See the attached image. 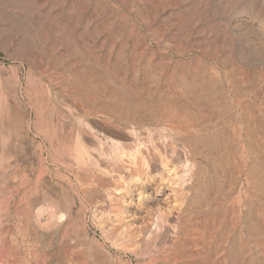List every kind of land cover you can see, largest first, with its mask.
<instances>
[{
  "label": "rangeland",
  "instance_id": "1",
  "mask_svg": "<svg viewBox=\"0 0 264 264\" xmlns=\"http://www.w3.org/2000/svg\"><path fill=\"white\" fill-rule=\"evenodd\" d=\"M22 1L23 3L21 4ZM54 1H56L57 3ZM58 1L0 0V30H2L0 31V41H2L0 42V85L3 86L4 84L3 87L0 86V105L3 106V103L9 101V106L11 104V108H13L12 103L14 100H10L11 98H13V96H11L12 93L9 89L10 85H8V88H5L6 83H1V81L3 80L2 77L7 76L6 74H3V72H5V69H7L6 73L8 74L5 79H8L9 81L14 80V72H18L21 75L23 85L21 84L19 86L18 94L20 95V97L25 90V85L23 82L24 77L25 75H27L26 73L28 71L27 63L22 61L25 57V54L31 55L32 53H34L35 59L33 60L35 62V67H33L34 69H30L31 72L36 74L37 77L39 76L38 72L39 70H41V68L43 70H48V67L51 66V64L49 63H51L52 61L50 59L54 58V53L59 54V52L63 53L64 51H66L63 53V63L59 62V65L62 64L61 66L64 67V65H67L69 62L71 63L75 58H77L78 55H82L79 54L81 53V51L79 50L81 46H78L82 44L90 48H93L95 45L97 49L95 47L93 49L95 50L96 54H100L102 50V53H105V49L108 48L106 49V55H110V57H112L113 54H116L115 51L117 50H119L123 54L132 52L131 54L135 53L134 55L139 56L141 50H147L144 54L146 55V57L148 56L153 58V63L156 64L155 67L153 66V64L149 65L151 68L149 66L147 67V73L151 74L152 72V74L154 75L157 71H160L156 67L164 68V70L169 72L171 75L178 76L180 81L179 79L175 82H170V80H168V82L167 80L163 82L159 81L164 86L163 87L160 86L159 83H154L152 81V77L150 76L151 79L149 78V80L147 81L152 82H149V84L147 82L146 85L149 88V93L152 96L151 98H154L155 96L157 99L154 98L155 102L149 101L147 103L143 101L142 104L138 101H132V106H134L135 109H138L136 110V114H138L142 118L147 117L148 115L150 116L153 112V109L158 108V105L159 107L164 106V108H167L169 107L168 105H170L171 107H176L179 111H181L183 118L185 119L184 123L186 122V128L188 127V130H190L191 132L193 131V138L195 139L194 142H197L194 143L193 146L196 152L194 156L195 158L193 159V164L195 165L194 168H200L202 170L203 167L204 169L202 171L205 172L203 173L204 177L202 176L201 180V182L203 183L202 185L204 186L203 191H201V193L203 194L201 197L202 199L200 205L202 206H200L201 208L199 207V210H197L200 213L198 214L200 216L203 215V217L205 214H207V211L210 216L212 214L213 220H211L216 226L215 228H217L216 230L219 231V233L223 231V235L222 232L220 233L223 238L224 236L233 234V232L236 233V242L234 243V246L231 250L232 252H236L239 248L237 251L238 255H236L237 253L231 252V257H228L226 264H264V221H261V219L264 220V218H262L264 217V128H262L264 126V108L261 110L259 107L261 101L263 102L261 103L264 107V66H262L264 64H261L259 61V47L261 45L260 40H264V0H206V2L205 0ZM229 1L232 4L230 8L224 10L225 12L222 11L223 8H226L225 6L230 3ZM53 2L54 5L51 4ZM194 2H197L196 6ZM212 2L214 4L216 3L219 8L221 7L222 12L215 11V7L210 8L211 4H213ZM12 3H16V6ZM24 3L26 4V6L24 8H20L21 6L19 5L24 6ZM168 3H172L171 8L170 4ZM208 3L209 5H207ZM204 4L206 6H204ZM214 4L213 6H215ZM168 5L169 7H167ZM190 5H193L194 7L190 10H186V8H189ZM14 6L17 10L14 9ZM197 6L198 13L196 10ZM26 7H28V10H26ZM204 9L207 10L204 11ZM199 10H201V12ZM188 11L190 14L188 13ZM12 12L15 15H13ZM1 13L2 15L4 14L3 16L5 18L1 17ZM40 30L42 31V33ZM43 30L45 31V33L43 32ZM39 35L44 36L41 37ZM154 35H161L160 37H164L162 38L163 42L160 45H155L151 42V39ZM22 36L24 37V39L22 38ZM39 38L41 41L39 40ZM36 40L39 42L36 43ZM44 40L46 41L48 46L46 44V46L44 45ZM51 40L52 42H50ZM62 40H65V43H62ZM68 40H75L77 45L75 44V42L71 45ZM78 40H83V42L81 43V41ZM165 40L168 41L166 42ZM32 41H35V44ZM42 42L44 43L42 44ZM19 43L21 44L19 45ZM22 43H26L27 47ZM29 43L31 44V46ZM67 43L68 45H66ZM88 43L92 46L87 45ZM33 44L36 45L35 48L32 47ZM38 44L41 47H39ZM57 44L58 46H56ZM62 44L63 48L60 47ZM104 44L108 45V47H105ZM142 44H144L143 46L145 47H143ZM18 45L20 46V48H17L19 47ZM50 45L54 48L53 53L49 51L51 50V47H49ZM74 45L78 46L79 48H76ZM100 45L105 49H103V47L101 48ZM28 46L30 49L28 48ZM67 46L68 48L74 46L77 50V54H73V56L75 55L74 57L71 56L69 52H67ZM25 47L28 51L31 49L32 51L28 52L24 50ZM42 48L46 52L42 50ZM3 49L5 52H3ZM18 49L20 50L18 51ZM149 49L152 51H150L152 54L149 53ZM78 50L80 51L79 53ZM203 50L205 54L202 53ZM42 51L45 53L43 54ZM49 52L51 53L49 54ZM35 53L39 54V56L44 57H37L38 55L36 56ZM46 54H48L50 58H47L48 56ZM65 54L71 57L64 56ZM50 55L52 56V58ZM170 55L172 56V60L167 59V57H169ZM10 56H12L13 58L15 57L14 61ZM18 56L19 58L21 56L22 60H20ZM165 56H167L166 60ZM30 57L33 58V55H31ZM65 57L67 59H65ZM38 58H42L40 60L41 63L40 61H37ZM70 58H72L73 60L71 59L70 61ZM88 58L89 57L87 56L86 61H90V58ZM44 60H48V63ZM157 60L160 61L158 62ZM64 62H66L67 64ZM91 62L92 60L90 61L89 65L91 64ZM44 66L46 67V69H44ZM36 69L38 71H36ZM69 78L70 76H68V79ZM172 83L173 85H171ZM155 84L157 85V87H154L156 86ZM2 88L5 90H3ZM44 88V98H47L50 93H53V91L50 87L48 88L47 85H45ZM46 89L49 93L47 96ZM62 89L65 88L62 87ZM1 91H4V93L8 91L10 94L7 92L8 94L5 93V97H3V95H1L3 94V92ZM7 95L11 96H9L10 99L7 97ZM80 95L82 94H79V97L82 98V96ZM158 95H160L161 97ZM1 96L5 98L6 101L1 98ZM157 101L160 103L158 104ZM78 102H75L78 105H81L77 108L78 110H81L82 108L96 109L100 108V106L102 105L101 103H99L100 101H92L91 99L89 102H92L93 106L89 104L88 101H86L88 103L84 101L85 104L83 101ZM95 102H98V104ZM119 102L121 103L119 104ZM119 102V105L117 103L116 104L119 107L124 108L123 106H121V104L123 105L125 101L123 100L124 103L122 102V100ZM58 103L59 102L55 104V108L60 105L59 109L58 107L57 109L62 110V107H64V105ZM153 103H155L156 106ZM52 105L53 104L51 103L47 104L48 108H45L46 117L48 115V112H50L48 109L51 110ZM105 106H107V109L112 108L111 103H109V106L108 104H106L103 107L105 108ZM118 106H116V108H118ZM124 106H126V104H124ZM47 110L48 112H46ZM18 111L21 112L19 109ZM261 111L263 113H261ZM21 113L24 115L23 112ZM26 114L24 115V120L26 119V123L29 127V130L27 129L28 131L26 132L27 137H13L11 142V145L13 144V146L12 148L10 146L9 151V153L12 154H10V156H7L9 155V153H6V157L4 155H2V157L0 156V158L2 159L4 156L3 163H0L3 165L2 167H0V171H3L2 173L0 172V179L2 178L0 180V264H140L137 263L134 257L135 255L133 256V254L129 251L123 250L124 252H122V249L116 248L115 246H113V244H110L111 242L103 237L100 230L95 226V220L99 216V212L96 211L94 209L95 207L92 206V204L88 201L90 197L93 196L97 191L96 184L92 185L93 187L89 186L87 188L89 189V194H87V196H82L80 194V191L83 189V185L81 184H83L85 175L84 173L79 172V167L75 166L74 168V165L72 166L68 164L70 166L69 167L67 164H61V162L56 163L53 160L51 161L52 156L50 155L52 154H49L50 152L47 154V152L49 151L47 147L48 143L43 139V133L38 130L43 127L40 129L41 131H43V129H47L49 131L51 129V127H49L51 126V123L48 122V125L43 122L40 123V121L37 120L32 112H26ZM98 118H100V120H103L104 117L100 115ZM186 118L191 123L188 122ZM34 120H37L38 122H35ZM86 120L92 122V119L88 117H86ZM44 126H46V128ZM205 126H207L209 129ZM69 127L70 126H68L67 128ZM64 129L65 130H63V128H60V131L63 132L60 133V135L64 134L67 137V135L69 134V130L67 129V134L66 128ZM36 131L38 132L36 133ZM50 131L52 132V129ZM64 131L66 132V134ZM64 135L63 137H65ZM186 137L187 136H185V138ZM90 142L87 143L89 144ZM186 149H188V147L185 148L184 151L189 154L188 150ZM46 154L48 155V157ZM39 155L40 158H43V160H41L42 158H39ZM15 157L17 158L15 159ZM40 161H42V163H39ZM38 163L42 169L44 168L45 172L40 169L43 173L39 174V172L41 171L39 170ZM259 165L262 168H259ZM76 167L78 169H76ZM5 168L6 170H3ZM233 170L236 172H234ZM4 172L5 175L3 174ZM86 172L85 174H87ZM36 175L39 177L35 178ZM261 175L263 176V178ZM87 176L89 175H86V178ZM34 183H38L35 186L36 188L33 187L35 185ZM208 188L210 189L208 190ZM93 189H95V191ZM236 189H238V191ZM37 192L38 195H41L42 192H47L50 196V199H45L46 202L44 201V206H42L41 204V210L43 211V214H41V216L38 218V221L36 220V216H34L36 215L34 212L35 209H33L36 206L34 204V198L38 196ZM230 196H232V198ZM234 200L236 202H234ZM230 201L234 205L231 206L230 204L232 203ZM248 201L252 202V204H250ZM53 202L54 205H52ZM218 202H220V204ZM209 203L211 204L209 205ZM152 204L153 206L162 205L159 200L155 199L150 203L151 206ZM182 204V206H184V203ZM247 204L249 205V207ZM240 205L243 210H241ZM49 206H52L55 210L52 207L50 208ZM221 206L223 207V209H225L223 210ZM215 207L217 209H215ZM250 207L253 209H251ZM234 208L235 210H230ZM238 209L243 213L241 212V214ZM218 210L220 211L217 213L216 211ZM247 210L253 212L251 213L248 211L247 213ZM237 212L238 214H241V217L245 218L241 219V223L237 220V216L240 215H238ZM246 213L247 215H250L251 213V217L249 215L246 216ZM191 214L194 213L192 212ZM258 217L260 218V221H258ZM214 218H218V220L216 221V219ZM219 218H221L222 220H220ZM67 220L68 222H70L68 225L66 224ZM218 221L221 224L216 225L215 223H218ZM223 221H225V224ZM230 221H235L234 223L232 222V225L234 226L231 225ZM237 222L239 223V228L237 226ZM226 223L228 225V230L232 229L229 230L228 235L226 232H224L228 231L226 230ZM222 224L223 226L221 227ZM69 226V230L75 229L74 231H76L75 233L78 235H82L83 233H85L83 234L85 237H82L83 235H80L79 238L82 237V240L78 239L77 242H71L69 241V239H67V241L64 237V233H66V228ZM223 238L220 237V240L217 242L218 251H220V247L222 245L221 239ZM256 240L260 244H257ZM238 241H240L241 244L237 243ZM78 242L79 245L77 247ZM236 244H238L239 247ZM215 251L216 248L215 250L213 248L207 254L205 253L206 256L209 257V259H207V264H209L210 261V264H213L214 262V264H224L220 262V259H217V253ZM189 252L190 251H187V253ZM235 256L240 257L236 258ZM217 260H219V262ZM180 261L181 263L187 262L185 258ZM157 264H159V261H157ZM160 264H162V262Z\"/></svg>",
  "mask_w": 264,
  "mask_h": 264
},
{
  "label": "bare ground",
  "instance_id": "2",
  "mask_svg": "<svg viewBox=\"0 0 264 264\" xmlns=\"http://www.w3.org/2000/svg\"><path fill=\"white\" fill-rule=\"evenodd\" d=\"M54 2H56V1H54ZM54 2L51 4L54 5ZM200 2H203V1H200ZM205 2H206V0H205ZM22 3H23V1L21 2V4ZM196 3H195V6H196ZM15 4L16 3H14L13 5H15ZM168 4H170V3H168ZM171 4H170V8H171ZM213 4H211L210 8L215 7L214 10L220 11V12L227 10L232 5L230 2V3H228V5L225 6L226 8H223V10H222V8L221 7L219 8L216 5V3L214 4L215 6H213ZM207 5H209V3ZM19 6H21L20 8H22V7L24 8L26 6V4L24 6H22V5H19ZM198 6L196 8L197 13H198ZM204 6H206V5L204 4ZM7 7H8V5H7ZM167 7H169V5ZM193 7H194L193 5H190L189 8H186V10H190ZM26 8H27L26 10H28V7H26ZM14 9H16V7ZM205 10H207V9H204V11ZM199 11L201 12V10H199ZM202 12H203V10H202ZM8 13H10V12H8ZM188 13H189V11H188ZM12 14H13V12H12ZM3 15L1 13V17L5 18ZM13 15H15V14H13ZM6 19H8V18H6ZM6 19H2V20H6ZM164 21H166V20H164ZM146 22H147V20H146ZM208 25H210V24H208ZM3 30H5V29H3ZM147 30H148V28H147ZM159 30H160V28H159ZM0 31H2V30H0ZM28 31H29V29H28ZM155 31H158V30H155ZM43 32L45 33L44 30H43ZM41 33H42V31H41ZM175 35H177V34H175ZM23 36H24V34H23ZM23 36H22V38L24 39ZM39 36L42 37L44 35H39ZM160 36L154 35L153 38L151 39V42L154 43L155 45H160L163 42L162 38H164V37H160ZM170 37H171V35H170ZM37 40H36V43L39 42ZM39 40H40V38H39ZM71 41H73V40H71ZM71 41L68 40V42L71 43V45H72L75 42V40L73 42H71ZM78 41H81V43L83 42V40H78ZM260 41H261V43H260L261 45L259 47V61L261 64H264V40H260ZM0 42H2V41H0ZM50 42H52V40ZM54 42H56V41H54ZM43 43L44 42H42V44ZM53 43H52V45H53ZM62 43H65V40H62ZM20 44L21 43H19V45ZM34 44L32 47L35 48L36 45H34ZM45 44L47 45L46 41H45L44 45ZM75 44H76V42H75ZM23 45L26 46V43ZM27 45H28V43H27ZM59 45H60V43H59ZM66 45H68V43ZM87 45L92 46L89 43ZM104 45H105V47L106 46L108 47V45H106V44H104ZM143 45L144 44H142V46ZM30 46H31V44H30ZM56 46H58V44ZM62 46H63V44L60 47H62ZM74 46L71 47L73 49L68 48V46H67V52H69V54L71 56H73L74 53L77 54L76 53L77 50L75 49V47L77 48L78 46H81L80 48L78 47L79 50L81 51V53H79L80 52L79 50H78V53L82 54V55H78L77 58H75L73 60L72 58L75 56L74 55L72 58H70V61H71V59L73 61L71 63L68 61L69 62L68 64L66 63L67 61L64 62L67 65H64V67H62L61 66L62 64L59 65V62L63 63V61H62L64 59L63 53L66 51H64V52L61 51L63 53L59 52V54L56 53L57 55L54 53L55 54V55L53 54L54 58L50 59L52 61H51V63H49V64H51V66L47 65V66H50V67H48V70H43L41 68V70H39V72H38L39 76H37V77H36V74L31 72V69H30V68L35 67V62L33 60V59H35L34 53L31 52L32 53L31 55H33V58L30 57L31 56L30 54L29 55L25 54V57L23 58V60L21 59L22 58L21 56H20V58L18 56V58L20 60H22L23 62H26L28 65V71L26 73L27 75H25L24 82H23L25 85V90L22 93L21 97L18 94L19 86L22 84L21 75L18 72H16V73L14 72L13 73V79L14 80L9 81L8 79H5L8 76V74L6 73L7 69L4 70L5 72H3V74H6L7 76L2 77L3 80L1 81V83H6L5 88H8V85H10L9 89H10V92L12 93L11 96H13V98L10 99L9 98L10 95L9 96L7 95V97L10 100H14V101L12 103L13 108H11V104L9 106V103H8L9 101H7L6 103H3L4 104L3 106L0 105V148H1L0 149L1 150L0 156L2 157V155H4L6 157V153H9L10 146H11V148L13 146V144L11 145L13 137L16 136V138H17L18 136H24V137L26 136V132L29 130L28 129L29 127L26 123L27 122L26 119L24 120V117H25L24 115L26 114V112H28V113L32 112L33 115H35V117L37 118V120L40 121V123L43 122V123H46L47 125H48V122L51 123V126H49V127H51L52 132L50 131L51 129L49 131L47 129H45V130L43 129V131H41L40 129L43 128L41 126H40L41 128L38 129L40 132L43 133V134L42 133H40V134L43 135V139L48 143L47 147H48L49 151L47 152V154L49 152H50L49 154H52V155H50V156H52L51 161L53 160L56 163L61 162V164H67V165L70 164L72 166L74 165L73 166L74 168H75V166H77V167H79V169L77 167H76V169H78L80 173L81 172L84 173L85 179H84V181L82 180L83 184H81V185H83L82 186L83 189L81 191L79 190L80 194L82 196L83 195L87 196V194H89V192H88L89 189H87V188L89 186L96 184V190L97 191L94 193L93 196L90 197L88 202H90L92 204V206L95 207L94 209L99 212V214H98L99 216L95 220V226L100 230L101 235L111 242L110 244H113V246H115L116 248L122 249V252L129 251L130 253L133 254V256L135 255L134 257H135L137 263H140V264H157V261H159V264L161 262H162V264H164V263L165 264H207L208 263L207 259H209V257L206 256V254L209 251H211L213 248H214V250L216 248L215 252L217 253V259H220L221 263L226 264L228 257L230 256V254L232 252L231 249L234 246V243L236 242V233L233 232V234L228 235L229 230H232V229L228 230V225L226 223V225H227L226 230H228V231H224V232H226L228 236H224V238H223L222 237L223 231H221L222 235H220L221 232L219 233V231L216 230L217 228H215L216 226L212 222V220H213L212 214L210 216V214H208V211L206 210L207 214H205L203 217V215L200 216L199 211H197V210H199V207L202 206V205H200L201 199H202L201 197L203 194V193H201V191H203L204 186L202 185L203 183L201 182V180H202L203 173H205V172L202 171L204 169L203 167H202V170L200 168H194L195 165L193 164V159L195 158L194 156H195L196 152H195L193 146H194V143H197V142L196 141L194 142L195 139L193 138L194 137V135H193L194 133H192L193 131L191 132L190 130L187 129L188 127L186 128V126H185L186 122L184 123L185 119L183 118L181 111H179L178 108H176V107L174 108V107H171L170 105H168L169 107L164 108V106L159 107V105H158V108H156V109L154 108L155 110L153 109L152 114L150 116L148 115L149 117L147 116V117L142 118L141 116L136 114V112H137L136 110H138V109H135V107L132 106V103H131L132 101H134V102L138 101L139 103L142 104L143 101L147 102V103L149 101H152V102L154 101V98H156V97L154 96V98H151L152 96L149 93V88L146 85L148 82L147 80H149L150 76L152 77V81L154 83L156 82L157 84L159 83L160 86H163V85L159 81L163 82V81L167 80V82H168V80H170V82L171 81L175 82V81H178V79H179L178 76H173L169 72L164 70V68H158V67H156V68L159 69L160 71H157L154 75L152 74V72H151L152 75L150 73H147L146 72L147 67L151 64H153V66L155 67L156 64L153 63L154 62L153 58L148 57V56H147L148 58L146 57V55L144 53L147 50L143 51L144 50L143 48H141L143 50H141L140 56L134 55L135 53L131 54L132 52L131 53L127 52L126 54H123L122 52H120L119 50L116 49L117 50V51H115L116 54H113V56L110 57V55H108V56L106 55V49H108V48L105 49L103 46L102 47H103V49H105V51H104L105 53H102V51H103L102 50L100 54L98 52H97L98 54H96L95 50L93 49L94 47L96 48L95 45L93 48L92 47L90 48V47L83 45V44L75 46V47ZM97 46H99V45H97ZM118 46H120V45H118ZM26 47H25V49L24 48L23 49L28 51L26 49ZM39 47H41V46L39 45ZM49 47H51V45ZM69 47H70V45H69ZM100 47H101V45H100ZM143 47H145V46H143ZM17 48H20V46ZM17 48H16V50H17ZM28 48H29V46H28ZM53 49L54 48L51 47V50H49V51H51L53 53ZM19 50L20 49H18V51ZM40 50H41V48H40ZM42 50H44V49L42 48ZM29 51H32V49ZM107 51H109V50H107ZM150 51L151 50L149 49V53L152 52V51L151 52ZM3 52H5L4 49H3ZM45 52L42 51L43 54ZM51 52H49V54ZM177 52H179V51H177ZM6 53H7V51H6ZM47 53H48V51H47ZM154 53H155V51H154ZM202 53H204V50L202 51ZM14 55H15V53H14ZM46 55L48 56V54H46ZM36 56L37 57H44V56H39V54H36ZM64 56L71 57V56H68L66 54ZM87 56L90 58V61L92 60L90 65H89L90 61L87 60L88 63L86 61ZM10 57H12V56H10ZM166 57L167 56H165V60H166ZM47 58H50V57L48 56ZM51 58H52V56H51ZM14 59H15V57L12 60L14 61ZM38 59H37V61L39 62L42 58H38ZM65 59H67V58L65 57ZM167 59L172 60V56L170 55L169 57H167ZM44 61L47 62L48 60H44ZM40 63H41V61H40ZM91 65H93V66H91ZM262 66H264V65H262ZM60 67H62V68H60ZM259 68H261V67H259ZM33 69H32V71H33ZM44 69H46V67ZM263 70H264V68H263ZM36 71H38V70L36 69ZM200 74H201V72H200ZM200 74H198V75H200ZM68 76H70L69 79H68ZM22 78H23V75H22ZM189 80H191V79H189ZM194 80H196V79H194ZM152 81H149V82L151 83ZM179 81H180V79H179ZM149 82H148V84H149ZM154 83H152V84H154ZM45 85H47L48 88L50 87L51 90L53 91L52 94L50 93V95H48L49 93L46 89V91H47L46 96L48 95L47 98H44V90H45L44 87H45ZM171 85H173V83ZM3 86H4V84H3ZM3 86H1V87H3ZM62 87L65 89H62ZM154 87H157V85ZM22 89H24V88H22ZM165 89H166V87H165ZM3 90H5V89H3ZM62 90H65V91H62ZM181 90H183V89H181ZM1 92H3V94H1V95H3V97H5L4 94L7 93L8 91L5 93H4V91H1ZM79 94H82V95H80V96H82V98L79 97ZM158 96H160V95H158ZM3 97L1 96V98H3ZM3 99L5 100V98H3ZM90 99L92 101L93 100L94 101H100L99 103L102 104L100 106V108L83 109L81 107L82 111L77 109L81 105H78L75 102H78V101H83V102L88 101L89 102ZM158 99H160V98H158ZM121 100H122V102H123V100L125 101V103L124 102L123 103L126 104V106H124V104L123 105L121 104V106H123L124 108H121L118 106L121 103V102H119ZM158 101H157V103L159 104L160 102H158ZM57 102L64 105V107H62V110H58L60 105L57 106L58 109H57V107L55 108V104ZM70 102L73 104H71ZM85 102H84V104H85ZM88 102H86V103H88ZM118 102H119V104H118ZM261 102H260L259 107L262 110L264 107L262 104L263 102L262 103ZM10 103H11V101H10ZM50 103L53 105H52L51 110L48 109L50 112H48V110L46 111V112H48V115L46 117L45 108L46 107L48 108L47 104H50ZM95 103L98 104V102H95ZM109 103L112 104V108L108 107L109 109H107L106 108L107 106H105V108L103 107L106 104H108V106H109ZM173 103H174V101H173ZM89 104L92 105L93 103L89 102ZM97 104H95V105H97ZM153 104H155V103H153ZM163 104H164V102H163ZM116 106H118V108L122 109V110H119L118 108H116ZM155 106H156V104H155ZM18 109L21 112H23L24 115L21 112H19ZM261 113H263V112L261 111ZM142 114H144V113H142ZM100 115L102 117H104L103 120H100V118H98ZM86 117L92 119V122L86 120ZM37 120H34V121L36 122ZM186 120H187V118H186ZM188 122H190V121H188ZM187 125H189V124H187ZM66 126L67 127L70 126V127L67 128ZM44 127L46 128V126H44ZM205 127H207V126H205ZM60 128L61 129L63 128V130H65L64 128H66V132L69 130L68 131L69 134L67 132V134H68L67 137L64 134L63 135L65 137H63L62 134L60 135V133H63L60 131ZM262 128H264V126ZM37 132L38 131H36V133ZM66 132H65V134H66ZM188 132H190V133H188ZM217 133H219V132H217ZM185 136H187V137L185 138ZM263 138H264V136H263ZM22 139H24V138H22ZM90 140H91V142H90ZM87 142H90L91 144L90 143L88 144ZM211 143H213V142H211ZM198 146H199V144H198ZM187 147H188V149H186V150H188L189 154L184 151V149ZM42 148H45V147H42ZM199 149H202V148H199ZM10 154H12V153H9V155H7V156H10ZM15 154H14V156H15ZM4 156H3V159H4ZM17 157H15V159ZM47 157H48V155H47ZM39 158H40V155H39ZM1 159L2 158H0V163H3V159L2 160ZM37 160H38V158H37ZM41 160H43V158ZM6 161H7V159H6ZM44 162H45V160H44ZM39 163H42V161H40ZM39 163H38V166H39ZM0 165H1L0 167L3 166L2 164H0ZM43 166H45V165H43ZM8 167H9V162H8ZM260 167L261 166L259 165V168ZM40 169H42V168L39 166V170ZM3 170H6V168ZM80 170H84V171H80ZM42 171L45 172L44 168L42 169ZM42 171L39 172V174L43 173ZM205 171H206V169H205ZM85 172L87 174H85ZM234 172H236V171H234ZM247 172H248V170H247ZM3 174L5 175V172ZM37 175L35 176V178L39 177ZM86 175H89V176H87V178H86ZM209 176H208V178H209ZM262 178H263V176H262ZM256 179H257V177H256ZM34 182H36V181H34ZM37 184H35L33 187H35ZM252 184H254V183H252ZM248 186H249V184H248ZM37 188H38V186H37ZM209 189L210 188H208V190ZM93 190L95 191V189H93ZM236 190L238 191V189H236ZM38 192H37V195H38ZM50 195H52V194H50ZM90 195H92V194H90ZM226 196H227V194H226ZM49 197L50 196L47 192H44V193L42 192L41 195H38L35 198L33 197L35 199L34 204L36 205L35 206L36 208L35 207L33 208V209H35V211L34 210L33 211L35 212L36 215H34V214L33 215L36 216L37 221L39 220L38 218L41 216V214H43L42 213L43 211L41 210V204H42V206H44L45 199H50ZM230 197L232 198V196H230ZM154 199L159 200V202H161L162 205L153 206V204H152V206H151L150 203ZM208 199H210V198H208ZM211 199H212V197H211ZM209 201H211V200H209ZM244 201H245V199H244ZM227 202H228V200H227ZM234 202H236V201L234 200ZM80 203H81V201H80ZM182 203H184V206H182L183 205ZM218 203L220 204V202H218ZM249 203L252 204V202H249ZM46 204H48V203H46ZM210 204L211 203H209V205ZM52 205H54V202L52 203ZM206 205H207V203H206ZM230 205L232 206L234 204L232 203ZM83 206H85V205H83ZM237 206H235V207H237ZM248 207H249V205H248ZM240 208H241V210H243L241 205H240ZM215 209H217V208L215 207ZM215 209H214V211H215ZM222 209H223V207H222ZM251 209H253V208H251ZM230 210H235V208L230 209ZM241 210L239 211V209H238V211L240 213L242 212ZM219 211L220 210H218L216 212L218 213ZM248 211L251 213L253 212V211L247 210V213H248ZM255 211H256V209H255ZM192 212L194 214H191ZM257 212H258V209H257ZM212 213H214V212H212ZM247 213H246V216L249 215V214L247 215ZM251 213H250V215H251ZM237 214H238V212H237ZM241 214L239 216H237V220L240 221V223H241V219L244 218V217H241ZM228 216H230V215H228ZM256 216H257V214H256ZM221 218H219V219L222 220ZM253 218H254V216H253ZM262 218H264V217H262ZM214 219H216V221L218 220V218H214ZM248 220H249V218H248ZM258 221H260V218ZM261 221H264V220L261 219ZM223 222L225 224V221H223ZM232 222H231V225H232ZM69 223L70 222H68V220H67L66 224L68 225ZM215 224L217 225V224H221V223H219V221H218V223H215ZM226 225H225V227H226ZM222 226H223V224L221 225V227ZM232 226H234V225H232ZM237 226L239 228V223L237 224ZM218 227H219V225H218ZM66 229H67L66 233H64L65 234L64 237L66 238V240L69 239V241H71V242H77L78 239L85 237L83 235L85 233H83L82 234L83 236L80 234L82 237L79 238L80 235L75 233L76 232V231H74L75 229L69 230L70 226L67 227ZM238 231H239V229H238ZM63 232H65V231H63ZM220 237L223 239H221L222 245L220 247V251H218L217 250L218 249L217 248L218 247L217 242L220 240ZM237 237H238V235H237ZM237 239H239V238H237ZM237 243L241 244L240 241H238ZM257 244H260V243H258V241H257ZM78 245H79V242L77 244V247H78ZM236 245L238 246V244H236ZM263 245H264V243H263ZM238 249H237V251H238ZM250 249H251V246H250ZM185 250L190 251V252L187 253V251H185ZM183 251H185V252H183ZM237 251L236 252L234 251L232 253H237ZM236 255H238V253ZM213 256H214V253H213ZM237 257H240V256H237ZM183 258H185V260L187 262L181 263L180 260H183ZM94 261H95V259H94ZM217 261L219 262V260H217ZM210 263H211V261H210ZM218 264H220V263H218Z\"/></svg>",
  "mask_w": 264,
  "mask_h": 264
}]
</instances>
